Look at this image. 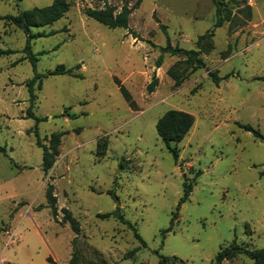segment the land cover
<instances>
[{
    "label": "rangeland",
    "instance_id": "1",
    "mask_svg": "<svg viewBox=\"0 0 264 264\" xmlns=\"http://www.w3.org/2000/svg\"><path fill=\"white\" fill-rule=\"evenodd\" d=\"M52 1L0 0V16ZM67 1L59 19L29 27L43 35L28 49L27 33L0 18V264H214L231 244L263 247L264 140L240 124L264 137V0H221L220 15L232 17L218 27L213 0H139L126 28L85 14L103 0ZM121 1L107 0L117 8ZM211 29L202 67L191 70L182 54L160 48L168 37L172 46L197 49L196 37ZM58 65L76 75L36 79V122L26 112V81ZM169 109L194 119L171 143L176 159L155 128ZM54 131L65 133L44 174L36 140L47 144ZM49 182L56 216L45 197ZM184 183L190 192L178 205ZM117 205L142 242L115 216L96 215ZM221 264L253 260L238 253Z\"/></svg>",
    "mask_w": 264,
    "mask_h": 264
},
{
    "label": "trees",
    "instance_id": "2",
    "mask_svg": "<svg viewBox=\"0 0 264 264\" xmlns=\"http://www.w3.org/2000/svg\"><path fill=\"white\" fill-rule=\"evenodd\" d=\"M213 1L216 5V20L214 22V27H218L222 25V23L225 20L231 19L232 15H231V11H229V14L225 16V18H223L220 15L221 3H223V1L222 2L221 0H213ZM138 2L139 0H135V2H133L131 5H128V0H122L121 5L119 6V8H117L112 4L108 3L107 0H103L102 7H85L84 12L87 16L96 19L97 21L105 24L110 28H114L118 26L126 28L128 25L129 14L131 13L135 5L138 4ZM68 6L69 3L67 0H53L50 4L46 6H41V7L34 6L31 8L24 9L16 14H5L3 16H0V18H5L10 20L15 25L21 27L27 33L25 49H28L30 46L31 38L43 35L42 34L43 32H38L36 34L30 33L29 27L52 23L53 21L59 19L63 15V13L67 10ZM159 25L165 31L166 26L160 23ZM212 35H213V29L198 35L195 41L197 49H192V48L186 49L177 45L172 46L170 44V40L168 37H166L165 45L161 46L160 48L162 51L169 52L170 54H178V53L182 54L184 58L181 61H184V63L187 66H190L191 70H193L195 68H199L204 65V62L199 57V54L201 50H203V43L205 41H209ZM29 59L33 67H35V62H36L35 56L31 55L29 56ZM160 63L161 62L159 59L157 61V66H160ZM61 73L76 75L75 73L72 72L71 68H65L63 65H58L55 69L49 70L44 74L35 73L32 76V78L26 81V87L29 93V98H28L29 106L27 107L26 112H27V116L35 118L36 122H38L40 118L36 117L31 109L35 98V93L33 91L34 82L42 75L61 74ZM210 75L216 83H218V81L221 79V77L217 76L215 73H211ZM156 82H157L156 76L152 75L151 81L147 85L148 90L150 91L153 90ZM180 83L181 80L179 78H176L175 84L179 85ZM118 86L124 99L128 102L129 106L133 107L134 102L131 99V96L128 93V91L122 85H118ZM193 121L194 119L192 114L186 111L176 110V109L166 110L156 121L155 124L156 132L158 136L162 139V141L165 143L167 149L172 153L174 159L177 158L178 152L176 147L174 145H171V143L179 142L189 131V129L193 124ZM240 126L245 130L250 131L254 136L264 140L262 133L258 129L252 127L250 124H240ZM64 133L65 131L52 132L48 137L47 144L41 143L38 139L36 140L37 145H39L42 148L41 167L44 174H46L47 171L50 169L56 156L58 155L57 147L60 143V137ZM0 151L5 152L4 147L0 146ZM190 188H191L190 184L184 183L183 194L178 201V205L187 199L190 192ZM53 190H54V185L50 182L47 183L45 188V197H46L47 205L51 207L52 214L56 216L57 198ZM112 196L115 200H117V196L115 194H112ZM61 210L63 212L64 221H67L71 226L72 230L77 233L79 231L78 221L72 216L71 212L67 208L64 207ZM96 215L101 218L108 217L110 215L115 216L117 219L125 223L128 227H130L133 230V235L140 242L143 241L140 235L136 232L133 225L128 220H126L123 217V215L120 213L118 205L116 206L114 211L97 213ZM73 242L74 239H72V245H74ZM238 253H244L248 255L253 260V264H264V246L258 249H248L246 247H242L237 244H231L226 248L220 249V251L215 256L214 264H221V261L223 259L229 258ZM75 258H76V252L75 250H73L70 261L71 260L74 261ZM47 260L50 263H53L52 258L50 256L47 257ZM6 264H12V263L8 262Z\"/></svg>",
    "mask_w": 264,
    "mask_h": 264
},
{
    "label": "crops",
    "instance_id": "3",
    "mask_svg": "<svg viewBox=\"0 0 264 264\" xmlns=\"http://www.w3.org/2000/svg\"><path fill=\"white\" fill-rule=\"evenodd\" d=\"M55 262V261H54ZM59 264V263H58Z\"/></svg>",
    "mask_w": 264,
    "mask_h": 264
}]
</instances>
